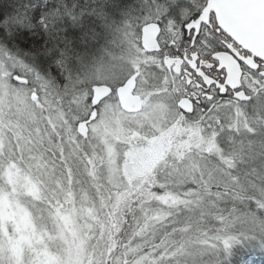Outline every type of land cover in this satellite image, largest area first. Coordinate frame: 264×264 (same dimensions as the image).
I'll use <instances>...</instances> for the list:
<instances>
[{
  "label": "snow or ice",
  "instance_id": "6c2138e0",
  "mask_svg": "<svg viewBox=\"0 0 264 264\" xmlns=\"http://www.w3.org/2000/svg\"><path fill=\"white\" fill-rule=\"evenodd\" d=\"M257 250L264 0H0V264Z\"/></svg>",
  "mask_w": 264,
  "mask_h": 264
},
{
  "label": "trees",
  "instance_id": "16d2710c",
  "mask_svg": "<svg viewBox=\"0 0 264 264\" xmlns=\"http://www.w3.org/2000/svg\"><path fill=\"white\" fill-rule=\"evenodd\" d=\"M246 258L251 261V260H256V263L263 262L264 264V254H261L258 250L253 251L250 254H245Z\"/></svg>",
  "mask_w": 264,
  "mask_h": 264
},
{
  "label": "flooded vegetation",
  "instance_id": "af4514ba",
  "mask_svg": "<svg viewBox=\"0 0 264 264\" xmlns=\"http://www.w3.org/2000/svg\"><path fill=\"white\" fill-rule=\"evenodd\" d=\"M221 58L222 62L229 65L230 69H232V67H235V61H233L231 57L227 56L226 54H221Z\"/></svg>",
  "mask_w": 264,
  "mask_h": 264
},
{
  "label": "rangeland",
  "instance_id": "374dc122",
  "mask_svg": "<svg viewBox=\"0 0 264 264\" xmlns=\"http://www.w3.org/2000/svg\"><path fill=\"white\" fill-rule=\"evenodd\" d=\"M250 262L251 264H263V262L256 263L257 262L256 260H251Z\"/></svg>",
  "mask_w": 264,
  "mask_h": 264
},
{
  "label": "water",
  "instance_id": "95a60500",
  "mask_svg": "<svg viewBox=\"0 0 264 264\" xmlns=\"http://www.w3.org/2000/svg\"><path fill=\"white\" fill-rule=\"evenodd\" d=\"M234 66V65H233ZM234 67H232V69H233Z\"/></svg>",
  "mask_w": 264,
  "mask_h": 264
}]
</instances>
